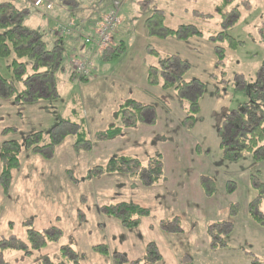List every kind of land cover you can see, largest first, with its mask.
<instances>
[{
  "label": "rangeland",
  "instance_id": "obj_1",
  "mask_svg": "<svg viewBox=\"0 0 264 264\" xmlns=\"http://www.w3.org/2000/svg\"><path fill=\"white\" fill-rule=\"evenodd\" d=\"M220 2L56 0L46 11L35 8L34 0H0L22 9L16 19L25 16L23 25L58 44L64 55V68L56 73L55 99L27 104L15 96L0 98V149L11 139L21 144L20 166L12 171L7 192L0 181V239L28 247L5 250L0 264L47 259L54 264H117L115 258L123 264H264V226L249 215L253 205L264 214V161L239 156L230 145L221 147L228 118L251 101L253 84L264 68V0H235L237 9L224 20L218 14ZM155 10L164 13L168 26L191 24L205 36L180 41L148 35L145 20ZM116 11L122 22L112 32V44H86L88 36L97 37L100 19ZM69 22L71 33L57 34L58 24ZM221 30L244 44L232 50L215 43L210 35ZM218 46L225 50L222 60ZM115 49L121 54L113 58ZM171 56L173 66L178 60L189 66L183 80L204 83L203 89L196 82L193 90L186 89L189 96L191 91L202 92L193 127L178 92L148 82L150 66ZM86 58L93 68L84 79L74 72L73 60ZM10 62L0 59V73L13 80ZM18 86L19 92L24 90L22 83ZM40 87L41 94L48 95ZM129 98L150 106L145 121L113 139L100 138ZM153 117L155 123H149ZM80 118L92 141L90 150L77 151L73 135L49 153V159L28 149L26 140L35 132L41 131L47 143L59 121ZM61 126L74 129L68 121ZM120 156L144 164L161 156L162 180L145 186L129 175L100 171L99 165ZM145 177L149 182V175ZM124 201L148 208L150 217L135 229L123 227L106 209ZM29 229L61 231L62 237L45 248H32ZM97 244H106L111 255L95 253L92 247ZM154 246L161 256L156 261V254L147 256ZM63 249L70 260L62 256Z\"/></svg>",
  "mask_w": 264,
  "mask_h": 264
},
{
  "label": "trees",
  "instance_id": "obj_2",
  "mask_svg": "<svg viewBox=\"0 0 264 264\" xmlns=\"http://www.w3.org/2000/svg\"><path fill=\"white\" fill-rule=\"evenodd\" d=\"M234 2L235 0H221L218 4V14L222 20L228 18L231 10L237 9ZM18 9L13 3L0 4V59H11V62L7 64V69L12 72L14 77L13 80H10L0 73V98L11 99L15 96L16 101L27 104L36 103L40 100H53L55 99L54 94L58 91L56 73L64 68L63 52L58 50L59 45L55 42L50 44L42 33L23 25L25 16L17 20L16 15L21 13L22 10ZM3 15L6 16L5 19L2 18ZM238 21L239 18L237 16L232 23L235 25ZM145 26L148 35L161 39L174 37L180 41H187L192 37L205 36L202 30L191 24H182L178 28L168 26L166 17L161 10H155L148 15L145 20ZM210 38L215 43H221V45L226 43L232 50H237L241 44H244L243 41L237 40L226 30L214 33L210 35ZM219 48H221L219 50V58L222 60L225 57V50L223 46ZM118 49L121 51L124 46L120 44ZM153 53L156 57L160 55V52L156 49L153 50ZM120 54L116 51L112 57L116 58ZM172 62L173 58L171 56L160 65H151L148 71V82L152 86H161L163 89H174L177 91L183 108L188 114L187 119L192 122L190 127H193L201 111L200 97L202 92L194 94L191 91L190 94L192 95L189 96L186 94V89L193 90L191 88L194 87V82L203 89L204 83L197 79L191 81L183 80L189 66L183 60H178L175 66L171 64ZM18 83H22L24 86V90L21 92L18 91ZM42 85L48 95L41 94L39 88ZM253 87L251 101L231 113L234 117L228 116L229 121L225 129V136H222L221 139V147L227 149L230 145V147H233L231 150L238 151L239 156L252 155L254 159L264 161V102H262L264 100V68L258 72L257 80ZM149 107V105L139 103L133 98L127 99L119 106L115 113L114 122L106 131L99 135L100 138L113 139L120 135L125 128L143 123L146 117V110L150 109ZM76 115L78 116L77 112ZM65 121H68V124L72 125L74 129H64L61 123L64 124ZM65 121L57 123L55 130L51 133V140L47 143H43V133L41 131L30 135L26 140L28 149L32 150L36 155L49 159L51 157L49 153L54 154L55 149L69 135H73L74 147L77 151L90 150L92 141L87 131L85 119L80 118V120L74 122ZM147 121L155 123V117L150 120L147 119ZM12 129L9 128L6 131L10 132ZM227 133L230 134V137H226ZM20 151L21 144L15 139L4 142L0 149V181L5 192L10 187L12 171L20 166ZM98 167L100 171H106L107 173L129 175L130 178L141 181L145 186L158 184L163 178V160L161 156L152 158L146 164L132 156L112 157L107 164L99 165ZM145 175H149V182ZM106 211L107 214L115 217L127 229L139 227L142 219L151 215L148 208L132 201H124L108 206ZM249 215L254 222L264 226V214L258 211L254 205L251 207ZM175 231L177 232V229ZM29 232L32 248L37 249L45 248L62 237L61 231L51 234L46 230L29 229ZM3 241H6L4 245H2ZM11 243L12 241L10 240L0 239L1 255L7 249H28L26 245L18 244V246H13ZM17 243H20V240ZM218 245L219 243H216L214 248ZM92 250L105 256L111 255V251L106 244L94 245ZM61 254L65 259L70 260L65 249L61 251ZM152 254H156L153 261L161 259V256L157 254L156 246L149 249L147 254L149 259ZM115 261L117 264H123L118 258H115ZM75 263H78V261L76 260ZM38 264L54 263L47 259V262L40 261Z\"/></svg>",
  "mask_w": 264,
  "mask_h": 264
},
{
  "label": "built area",
  "instance_id": "obj_3",
  "mask_svg": "<svg viewBox=\"0 0 264 264\" xmlns=\"http://www.w3.org/2000/svg\"><path fill=\"white\" fill-rule=\"evenodd\" d=\"M56 0H34V7L40 10H52ZM122 20L119 18L117 11L114 13H108L103 16L100 22L97 24L95 30L97 37L85 38L86 44H94L96 47L101 48L112 44V32L121 24ZM73 23H61L58 24L56 31L57 34L69 35L72 31ZM110 46V45H109ZM75 69L74 72L78 73L80 77H86L90 74L93 66L90 58L86 60H73Z\"/></svg>",
  "mask_w": 264,
  "mask_h": 264
},
{
  "label": "crops",
  "instance_id": "obj_4",
  "mask_svg": "<svg viewBox=\"0 0 264 264\" xmlns=\"http://www.w3.org/2000/svg\"><path fill=\"white\" fill-rule=\"evenodd\" d=\"M54 43V42H53Z\"/></svg>",
  "mask_w": 264,
  "mask_h": 264
}]
</instances>
